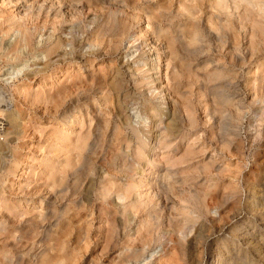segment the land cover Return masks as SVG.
Wrapping results in <instances>:
<instances>
[{"label": "rangeland", "instance_id": "obj_1", "mask_svg": "<svg viewBox=\"0 0 264 264\" xmlns=\"http://www.w3.org/2000/svg\"><path fill=\"white\" fill-rule=\"evenodd\" d=\"M15 1L0 0V113L8 102L7 106L14 107L21 116L18 132L6 134L5 126L0 127V142L7 144L13 154L0 168V193L12 207L21 204L17 213L10 215L0 202V264H40V251L49 244L54 253L49 250L47 256L53 253L62 258L60 264H116L132 250L140 251L132 264H195V255L201 249L205 251L204 264L206 253L213 254L224 236L228 238V250L233 244L230 240L239 243L236 234L228 232L243 235L247 231L257 239L264 234V0H228L221 7H216L214 0ZM40 12L46 16L40 14L37 18ZM102 13L110 22L112 16L121 20L115 21L114 29L106 28V44L97 47L87 43L86 32L96 29L88 24L89 19ZM72 22L86 30L75 33L77 39H84L77 52L83 60L91 59L92 64L85 71L75 68L64 73L71 62H57L58 56H54L44 71L36 72L47 59L45 47L55 38L50 34H59ZM177 25L185 34L172 42L178 54L174 65L182 70L178 76L174 65L167 67L163 40L173 36ZM219 26H224L223 31L229 35L222 46L213 36ZM189 33L195 34L191 43ZM158 36L160 40L149 52ZM251 39L257 45L252 55L248 53ZM193 47L201 48L191 51ZM64 49L69 50V45L60 50ZM156 53L161 58L153 69L150 59L157 57ZM214 71L226 75L207 82L202 79ZM90 74L100 82L95 83ZM196 74L201 78L196 80ZM80 78L84 83L77 82ZM72 81L74 85L69 87ZM223 83L230 94L223 105H218L219 96L210 93V88ZM101 86H107V96ZM56 88L68 89L71 98H80L71 104H83L84 113L88 110L65 127L72 131L71 139L86 134L96 114L109 123L106 145L112 141L113 148L105 145L103 151L98 148L100 151L97 149V155L92 156L90 167L81 176L88 187L84 199H79L77 193H67L48 201L49 193L46 197L43 190L47 176L42 167L57 158L53 126L59 113H52L50 107L48 110L34 99ZM147 107H151L149 112ZM218 120L227 124L221 126ZM94 126L95 120L92 132ZM137 147L149 157L148 164L134 163ZM58 160L60 164L63 156ZM132 162L131 172L122 168ZM122 183L136 184L132 188L135 200L117 198L115 191ZM162 186L167 188L161 191ZM152 192L159 193L158 202ZM43 197L42 208L49 203L57 210L59 220L49 219L56 226L51 225L46 239L42 238L41 219L36 218L39 205L33 204ZM139 201L148 204L145 212L155 209L164 216L159 215L156 224H151L154 229L150 227L152 220L147 223L148 230L144 222L148 214L142 207L135 211L130 207V203ZM160 205H164L162 209ZM126 211L134 218L127 223L123 220ZM108 220L115 221L112 224L118 228L116 232L112 224L111 228L106 225ZM218 227L222 231H217ZM179 228L185 230L183 235ZM149 231L152 235L146 238ZM206 233L211 235L206 241L190 244L195 236ZM261 243L263 249L264 237ZM237 246L230 251L236 255L234 264H264V254L257 249L241 244L238 251ZM61 251L65 254L59 255Z\"/></svg>", "mask_w": 264, "mask_h": 264}, {"label": "bare ground", "instance_id": "obj_2", "mask_svg": "<svg viewBox=\"0 0 264 264\" xmlns=\"http://www.w3.org/2000/svg\"><path fill=\"white\" fill-rule=\"evenodd\" d=\"M15 1V0H14ZM7 2V1H6ZM10 2H12V0H8V3H10ZM214 2V5L216 6V7H221L224 3L225 4H227L228 3V0H214L213 1ZM231 2V1H230ZM15 3H16V1H15ZM14 3V4H15ZM233 6H234V8H236V3L234 2L233 3ZM257 10V9H256ZM262 10V9H261ZM23 12V11H22ZM114 13H116L115 11H113ZM262 12V11H261ZM41 14V15H40ZM22 15V14H21ZM40 15V16H39ZM43 15L44 16H46V14L44 13V12H40L39 14H37L36 16H37V18H38V16L39 17H43ZM112 18V19H111ZM110 19L112 20L111 22L109 21V18L104 14V13H102V14H100V15H93L90 19H89V21H88V24H92V25H94V27L96 28V29H94L93 31H90V32H86L87 34H86V41H87V43L88 44H92L93 46H97V47H101V44H103V43H105L104 42V38H106L107 37V34L105 33V30H106V28H109L110 30H112V29H114V27H115V21H118V20H121V17H118V16H112ZM43 20H44V18H42ZM31 20V19H30ZM41 20V19H40ZM33 22H35V21H33ZM43 22V21H42ZM44 24H45V22H43ZM19 26H21V28H24L25 30L27 29V27L25 26V25H19ZM244 25H241V28L243 27ZM102 27H104V28H102ZM60 28H62V27H60ZM81 25H80V23H78V22H72L69 26H67V27H64L62 30H60V32H59V34L57 33V34H50V36H55V38H54V40H52V41H50V43H49V45L47 46V47H45V52H46V61L43 63V65L40 67V69H38L36 72H41V71H44L46 68H47V66H49L48 64L50 63V61H51V59H52V57H54V56H58V61L57 62H62V61H64L65 59H68V61H69V63H70V65H68L64 70H63V72L64 73H70L71 72V70H73L74 71V69L76 68V71H80L82 68L84 69V71L85 70H87L88 68L87 67H89L91 64H92V60L91 59H85V60H83L82 58H84L83 57V55H78V52H77V48H79V46L81 45V42H82V40L84 41V39H81V40H79V39H77V37H76V35H75V33L76 32H85L86 30H81ZM223 29H224V26H219L218 27V29L216 28V33L215 34H213V36H214V39L219 43V45L220 46H222V45H224L228 40H229V35H228V33L227 32H224L223 31ZM17 31H19L20 29H16ZM217 30H219V31H217ZM63 33H67L69 36L67 37V38H64V37H62V34ZM253 33H255L254 31H252L251 32V34H253ZM184 33H182V30L180 29V25H177V28H176V30H175V32H174V34H173V36L172 37H170V38H163V40H164V42H165V46H166V50H167V56H168V60H167V67H169L170 65L171 66H173L174 65V60L178 57V54H177V51H176V49H175V47L172 45V42H173V39L174 38H183L184 37ZM88 36V37H87ZM187 36V35H186ZM194 36H195V34L194 33H189L188 34V37H189V43H191L193 40H194ZM160 37L158 36V38H152L153 39V41H152V46H150L149 48H148V51L149 52H151L152 50H154V47H153V45L154 46H156V41L157 40H160L159 39ZM69 45V50H66V49H64V50H60V49H62L63 47L65 48V46L66 45ZM106 44V43H105ZM248 45H249V51H248V53L249 54H254L255 53V51H256V49H257V45L252 41V39L251 40H249L248 41ZM201 47H193L192 48V50L191 51H194V50H199ZM98 50V49H97ZM97 50L96 51H92L91 52V54H95V52H97ZM160 50V49H159ZM165 53V52H164ZM157 55V57H150L151 59H150V61H151V65L150 66H152V68L154 69V68H156V65H157V61H160V58H161V56L159 55V53H156ZM161 54V53H160ZM152 55H155V54H152ZM59 58H61V59H59ZM234 58H235V56H234ZM237 58H239V57H237ZM230 59H232V58H230ZM238 60V59H237ZM82 62V63H81ZM51 64V63H50ZM64 68V67H63ZM173 69H174V73L178 76V75H180L181 74V71L182 70H179V68H177L175 65L173 66ZM89 74V73H88ZM88 74H86V77H88L87 75ZM206 74V73H205ZM226 74L223 72V71H214V72H212V73H207L206 74V76L203 78V76H202V79L203 80H205V82H207V81H212V80H216V79H218V78H220V77H222V76H225ZM92 76L93 75H91L90 74V76H89V78L90 79H92V80H94L93 78H92ZM201 76H199L198 74H196L195 75V79L197 80V78H201ZM96 77H97V75H96ZM88 78V79H89ZM47 80V79H46ZM92 80H90V81H92ZM96 80H98V82H100V78H98V79H96ZM96 80H94L95 81V83H96ZM199 80V79H198ZM201 80V79H200ZM199 80V81H200ZM77 82H79V83H84V81H83V78L81 79H79V81H77ZM87 82V81H86ZM202 82V81H201ZM203 84H204V81L202 82ZM42 84V83H41ZM47 84V83H46ZM74 85V82L72 81L71 82V84L69 85V87H72ZM83 85V84H82ZM201 88H202V86H200ZM68 88V87H67ZM101 89H104L103 90V93H104V95L105 96H107L106 95V93H107V91L105 92V90H107V86H105V88L103 87V86H101ZM206 89V88H205ZM210 89H212V92H210V93H215L216 95H218L219 96V98H217V103H218V105L220 104H222L223 105V102H224V100L226 99V98H228V96H229V88H228V86L225 84V83H223V84H218V85H214V87H212V88H210ZM52 90V89H51ZM51 90H48V93L47 94H45L44 96H36L35 98L36 99H34V101H37V102H42L44 105H45V108H48V110H49V107H50V109H51V111L53 110V112L52 113H56V112H58L59 114H58V120H56V122H55V124H54V126H53V130H54V133H53V135H54V137L57 139V146H58V153H56V160H54V159H52V160H48L49 161V163L48 164H44L43 165V170H45V173H46V176H47V180L45 181V187H43V190L44 191H46V197H47V195H48V193H49V196H48V201L50 200V198H53L54 196V199L56 198V197H64L67 193H69L68 195H73V194H76L77 193V195H79V196H77V197H79V199H84V197H86V192H87V190H88V187H87V185H86V182L87 181H85V180H83V178H81V176H82V174L85 172V170H86V168L87 167H90V166H88L89 165V163H92L91 162V160L93 161V159H91L92 158V156L94 155V154H96V151H97V149L98 148H100V150L102 149V151L104 150V148H105V145L107 144V140H106V138H105V135L107 136V134H106V131H107V129H109L110 130V127H109V123H108V121H103V119L100 117V115L99 114H96L93 118H91L90 119V127H89V129H88V131H87V133L86 134H84V135H80V136H78L75 140L74 139H71L70 138V135H71V133H72V131H70L69 132V129H65V127L66 126H68L69 124H74L76 121H78V119L80 118V117H82L84 114H87L88 113V110H86V112L84 113V111L85 110H83L82 109V105H79L78 107H75V106H73L72 104H71V102L72 103H76V102H79V97L78 96H75V97H73V98H71V96H69L70 94L68 93L67 94V92H66V90H68V89H59V88H56L55 90H53L52 92H51ZM203 90V89H202ZM207 90V89H206ZM66 92V93H65ZM202 93V92H201ZM69 96V97H68ZM4 98V97H3ZM87 104V103H86ZM86 104H84V105H86ZM8 105V102H6V109H4L3 111H2V113H0V127H3V126H5L3 129H4V131H5V133L6 134H9V133H16V132H18V129H19V126H20V113L19 112H17L16 111V109L14 108V107H8L7 106ZM217 105V104H216ZM118 108H119V106H118ZM151 110V107H147V111L149 112ZM213 110V109H212ZM215 111H217L216 110V108L214 109ZM214 110H213V115H215L214 113ZM50 111V112H51ZM90 111V110H89ZM212 114V113H211ZM228 115H229V113H228ZM152 116V115H151ZM216 117V116H215ZM226 117H229V116H226ZM210 118H213V117H210ZM222 118H224V117H222ZM118 119H119V117H118ZM214 119V118H213ZM93 120H95V126H94V132H92V130L90 129L91 128V124H92V121ZM216 120V119H215ZM219 120H221V119H219ZM218 120V122H219V124L220 123H222V125H224V123L221 121H219ZM225 120V119H224ZM226 121H227V118H226ZM86 122V121H85ZM228 122V121H227ZM227 122L225 123V124H227ZM229 124V123H228ZM221 125V124H220ZM221 125V126H222ZM118 127V126H117ZM116 126H115V129L118 131V128H117ZM224 127V126H223ZM222 128V127H221ZM223 129L224 130H227V129H225V128H222V131H223ZM225 132V131H224ZM115 133H117V132H115ZM115 133H113V134H111V135H113V136H116L115 135ZM220 134H221V132H220ZM223 134V133H222ZM225 134V133H224ZM216 136V135H215ZM110 137V136H109ZM223 137V136H222ZM110 138H112V137H110ZM109 138V139H110ZM117 137H113V139L115 140ZM220 139H221V137H220ZM222 139H224V137L222 138ZM113 140V141H114ZM109 141V140H108ZM110 142V141H109ZM111 143H112V141H111ZM111 143H110V145H108V146H110L111 147ZM107 146V145H106ZM107 146V147H108ZM154 146V145H153ZM109 147V148H110ZM109 148H106V149H109ZM113 147H111V149H112ZM105 149V150H106ZM110 149V150H111ZM99 150V149H98ZM99 150V151H100ZM150 150H151V148H150ZM10 151V149L8 148V146H7V144H4L3 142H0V168H2L4 165V160L5 159H8V158H10V157H13V154L12 153H10L9 152ZM105 152V151H104ZM106 152H108L109 153V151H106ZM112 152V151H111ZM100 153V152H99ZM103 152H101L100 153V155L102 154ZM97 155V154H96ZM102 155H104V154H102ZM63 156V160L62 161H60L61 163L60 164H58L59 163V160H58V158L59 157H62ZM98 156H99V154H98ZM111 156V155H110ZM100 157V156H99ZM101 158H102V156H101ZM101 158H99L100 160H101ZM105 158V157H104ZM107 158H109V157H107ZM111 158H113V157H111ZM103 159V158H102ZM106 159V158H105ZM95 160V159H94ZM100 160H99V162H100ZM113 160V159H112ZM116 160V159H115ZM151 160H152V157H151ZM103 161V160H102ZM111 161V160H110ZM134 161H136V162H134V163H138V164H140L141 166H144V165H146V164H148V162H150V160H149V157H147V156H145L144 154H143V150H141L139 147H137V150H136V153H135V160ZM95 162V161H94ZM98 162V161H97ZM104 162V161H103ZM115 162V161H114ZM96 163V162H95ZM122 163H123V161H122ZM121 163V165H123ZM134 163L132 162V163H130L128 166L126 165H124L122 168L123 169H126V170H130V172H131V170H133L134 169ZM57 164H58V166H57ZM181 164V163H180ZM91 165V164H90ZM104 165V164H103ZM108 167H110V166H108ZM118 168V167H117ZM144 168V167H143ZM88 169H90V168H88ZM123 169H122V172H123ZM136 169V168H135ZM120 170V169H119ZM91 171V170H90ZM89 171V172H90ZM86 172H88V171H86ZM122 172H121V174H122ZM124 172H126V171H124ZM133 172V171H132ZM134 173V172H133ZM85 174V173H84ZM87 174V173H86ZM130 174V173H129ZM87 177V176H86ZM86 179V178H85ZM81 181H82V183H81ZM85 181V182H84ZM83 182L85 183V185L83 184ZM80 183H81V186H79L80 185ZM134 186H136V184L134 185H130V184H128V183H122V187H120V188H118L116 191H115V193H117V194H119L118 196L119 197H117V198H122V199H130V197H132V199L133 200H135V198H133V191H132V188L134 187ZM137 186H141V185H137ZM167 187H165V186H162V188H161V191H164V190H162V189H166ZM46 189V190H45ZM48 189V190H47ZM170 189V188H169ZM38 191V190H37ZM42 191V190H41ZM153 191V190H152ZM71 193V194H70ZM256 193V192H255ZM3 194H1L0 193V202H1V204L3 205L2 207H3V209L5 210V211H7V213L8 214H10V215H12L13 213H17V209H19L20 208V204L21 203H18V204H16V205H14V207H12L11 205H9V204H7V199L5 198V197H3L2 196ZM43 194H42V196H44ZM261 195H263V194H261ZM44 196V197H45ZM151 196V195H150ZM44 197L42 198V199H40L39 201H34L33 202V204L34 205H39L38 206V208H40L38 211H37V217L36 218H38V217H40V219H41V222H42V224H41V228H42V230H41V234H43L42 235V238L43 239H46L47 237H48V233H49V230H50V227H52V226H54L56 223H54V222H51V221H53V219H56V217H57V210L55 211V209L54 208H50V206H49V203H45V207L44 208H42V204H43V200H44ZM59 197V198H60ZM155 197V202L157 201H159L160 200V195H159V193H157V192H152V198H154ZM58 198V199H59ZM62 198H61V200H62ZM46 199V198H45ZM57 199V198H56ZM53 202L55 201V200H53V199H51ZM60 200V199H59ZM56 201H58V200H56ZM67 201H70V200H67ZM83 201V200H82ZM26 202H28V201H26ZM59 202V201H58ZM66 202V201H65ZM79 202H80V200H79ZM55 203V202H54ZM71 203V202H70ZM73 203V202H72ZM118 203V202H117ZM79 204H81V202L79 203ZM161 204V203H160ZM22 205H24V204H22ZM27 205V204H26ZM47 205V206H46ZM146 205H148L147 203H145V202H142V201H139V202H137V203H130V207H132V208H134V211H135V209H139V207L141 208L142 207V209L144 210V208L146 207L147 208V206ZM57 206H59V205H57ZM67 206V205H66ZM71 206V205H70ZM162 206H164V205H160V208L162 209ZM149 207V206H148ZM37 208V209H38ZM65 208V207H64ZM63 208V209H64ZM69 208V207H68ZM67 207L65 208L66 210L68 209ZM154 208V207H153ZM70 209V208H69ZM73 209H74V207H73ZM72 208H71V210H73ZM62 210V209H61ZM60 210V211H61ZM142 210V211H143ZM146 210V209H145ZM145 210H144V212H145ZM148 210V209H147ZM150 210H151V208H150ZM60 211L58 212V213H60ZM63 211H65V210H63ZM102 211V210H101ZM138 211V210H137ZM157 211V210H156ZM62 212V211H61ZM67 213H68V211H66ZM71 212V211H70ZM159 212V211H158ZM63 213V215H66V214H64V212H62ZM62 213H60V214H62ZM145 213H147V212H145ZM148 218L150 217V219H146V217H145V219H144V222H145V224H147L148 222H150V221H152L153 220V222H150V225L152 224H156L155 222H157V218H158V216L160 215V213H159V215H158V213H156L155 212V209H153V210H151V211H148ZM109 215V214H108ZM20 216V215H19ZM62 216V215H61ZM61 216H59V217H61ZM113 216V215H112ZM123 216H124V222L125 223H127L128 221H130V220H133L134 218L131 216V215H129V212L127 213V211L125 212V213H123ZM164 217L163 215H160V217ZM104 217V216H103ZM107 217V216H106ZM105 217V218H106ZM166 217V216H165ZM34 218H35V216H34ZM35 218V219H36ZM63 218V217H62ZM101 218H102V215H101ZM109 218H110V216H109ZM35 219L33 220L34 222H35ZM49 219H51V221H49ZM58 219V218H57ZM56 219V220H57ZM103 219V218H102ZM111 219V218H110ZM115 219V218H114ZM118 219V218H117ZM116 219V220H117ZM158 219H160V218H158ZM170 219V218H169ZM37 220H39V219H37ZM105 221L107 220V219H104ZM32 221V220H31ZM57 221H59V220H57ZM56 221V222H57ZM112 221H114V220H112ZM141 221H143V220H141ZM159 221V220H158ZM37 223H38V221H36ZM109 222V220L107 221V223H106V225L108 224V226H109V224H110V228H111V224L113 223H115V221L114 222H112V223H108ZM111 222V221H110ZM170 222V221H169ZM40 223V222H39ZM38 223V224H39ZM119 223L120 224H122V217H121V219H119ZM141 223V222H140ZM0 224H2V222H0ZM58 224V223H57ZM113 224H112V227H113ZM144 223H143V225H145ZM52 225V226H51ZM148 225V224H147ZM152 225L150 226L152 229H154L153 227H152ZM157 225H159V224H157ZM156 225V226H157ZM56 226V225H55ZM108 226H106V229L108 228ZM115 226V225H114ZM118 226V225H117ZM146 227V226H145ZM109 228V229H110ZM115 227H113V229H114ZM117 228V227H116ZM116 228H115V232H116ZM148 230H149V225H148ZM147 228H145V229H147ZM118 229V228H117ZM151 229V230H152ZM157 229H159V226L157 227ZM156 228H155V230H154V232L157 230ZM161 229V228H160ZM108 230V229H107ZM106 230V233L109 231H107ZM163 230V229H162ZM165 230V229H164ZM167 230V229H166ZM110 231H112V229H110ZM109 231V232H110ZM146 231V230H145ZM161 231V230H160ZM217 231H222V227H218V229H217ZM108 232V233H109ZM159 232V231H158ZM164 232V231H163ZM165 232H167V231H165ZM170 232V231H169ZM178 232H180L182 235L185 233V230L184 229H181V228H179L178 229ZM118 233V232H117ZM168 233V232H167ZM229 234L228 235H231V236H233L234 234H236V237H237V239L239 240V243L238 244H234V242L235 241H233V240H230L231 241V243H233L232 244V247L231 248H229V250H228V248H227V237L226 236H224L223 237V242H221V244L220 245H217L216 247H215V249H214V252H213V254H207L206 253V259H205V262H204V264H234L233 263V252H230V251H233V246H235V245H238L237 247H238V251H240V247H241V244H245V245H247V246H250V247H252V248H255V249H257L258 250V253L259 254H264L263 252H264V248L263 249H260V247H261V245H262V243H261V240L263 239V237H264V234L262 233V234H260L261 236L257 239L256 237H254V236H249V233L246 231V232H244V234L242 235H239V233H231V232H228ZM110 234V233H109ZM109 234H105V235H108L109 236ZM149 234H151L152 235V233H150V231H149V233H148V235H147V237L146 238H148V236H150ZM154 234V233H153ZM159 234V233H158ZM157 234V235H158ZM104 235V236H105ZM111 235H112V233H111ZM113 235H115L114 234V231H113ZM113 235H112V237H113ZM145 235H146V232H145ZM155 235V234H154ZM11 236H13V235H11ZM116 236V235H115ZM113 237L114 239L116 238V237ZM211 235L208 233H206V234H203L202 236H195L194 238H193V240L191 241V243L190 244H192L193 242H195V243H200L201 242V239H204V241H206L207 240V238H209ZM21 237V236H20ZM110 237V236H109ZM109 237H108V239H109ZM15 238V237H14ZM41 238V239H42ZM112 238V239H113ZM151 238H152V236H151ZM151 238H150V240H151ZM106 240L105 241H107V237L105 238ZM113 239V240H114ZM116 240V239H115ZM178 240H180V239H177L176 241H178ZM110 241V240H109ZM108 241V242H109ZM112 241V240H111ZM203 241V240H202ZM43 242H45V241H43ZM106 242H104V244H105ZM109 245H111L110 244V242L108 243ZM47 246H48V244H46ZM50 245L51 244H49V247L47 248H44L42 251H40V254H39V263L40 264H60L61 262H62V258H59V257H56L55 256V254H53L54 252L52 251L53 250V247L51 246L50 247ZM109 245H107V246H109ZM54 246V245H53ZM63 246V245H62ZM57 247H60V246H57ZM111 247V246H110ZM54 248H56V247H54ZM65 248V247H64ZM105 248V245H104V247H103V249ZM107 248V247H106ZM171 248V247H170ZM59 249V248H58ZM57 249V250H58ZM102 249V250H103ZM108 249H111V248H109L108 247ZM49 250H51L53 253V255H54V257H56V258H58L57 260H56V258H55V260L53 261V259H54V257L52 256V254L50 253V255L52 256H47V253L49 254ZM54 250H56V249H54ZM56 250V251H57ZM60 250H61V248H60ZM62 250H63V248H62ZM106 250V249H105ZM105 250H103V251H105ZM191 250V249H190ZM63 251H61L60 253H59V255L62 253ZM139 252L140 251H138L137 252V250H132V251H130V253H127L126 254V257L125 258H122L118 263H116V264H129V262H130V264H132L133 263V261L132 260H136V259H138V257H139ZM205 251H204V249H201L198 253H196V255H195V264H203V260H204V253ZM201 253L203 254L202 256L203 257H201L200 258V255H201ZM224 253H225V256H224ZM65 253L63 252V254L62 255H64ZM36 255V254H35ZM17 256V255H16ZM34 256V255H33ZM58 256V255H57ZM236 255L234 254V257H235ZM260 256V255H259ZM17 259V258H16ZM11 259L9 258L8 259V261L9 262H12V261H10ZM131 261H132V263H131ZM33 262V261H32ZM34 262H35V260H34ZM33 262V263H34ZM36 263H38V262H36Z\"/></svg>", "mask_w": 264, "mask_h": 264}]
</instances>
